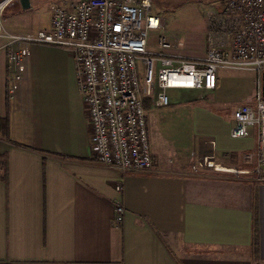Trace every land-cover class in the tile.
Here are the masks:
<instances>
[{
	"label": "crops",
	"instance_id": "obj_1",
	"mask_svg": "<svg viewBox=\"0 0 264 264\" xmlns=\"http://www.w3.org/2000/svg\"><path fill=\"white\" fill-rule=\"evenodd\" d=\"M49 25L50 17L43 30ZM6 44L0 39V117L5 115ZM51 55L73 66L64 50L31 47L24 106L9 103L8 140L0 138V153L7 155L0 180V264H264V186L249 175L196 170L195 144L210 139L196 133L190 143L180 142L181 117L189 105L215 93L217 78L208 92L171 91L165 108L145 98L152 165L143 172L121 171L92 159L76 85L62 117L65 134L58 130L61 124L53 129L39 112L36 59L50 65ZM232 112L221 135L210 141L220 167L245 171L252 164L246 154L256 146V129L245 138L230 139ZM171 113L176 118L169 119ZM164 151L171 157L164 158ZM117 185L120 192L114 190ZM116 206L122 208L119 220L114 219Z\"/></svg>",
	"mask_w": 264,
	"mask_h": 264
},
{
	"label": "built area",
	"instance_id": "obj_2",
	"mask_svg": "<svg viewBox=\"0 0 264 264\" xmlns=\"http://www.w3.org/2000/svg\"><path fill=\"white\" fill-rule=\"evenodd\" d=\"M8 1L0 2V15ZM204 17V54L189 57L179 53L183 45L177 39L161 33L149 40L150 33L162 31L164 24L150 13L148 0L62 1L51 8L47 30L12 36L0 27V39L6 40L8 47L6 98L24 106L31 47L66 51L73 59L92 159L101 166L143 172L152 165L143 98H151L156 108H165L171 91L213 90L218 70L254 73L257 81L252 103L234 109L229 130L230 139H242L249 129H256V146L246 154L251 167L245 171L220 167L212 141L201 139L195 144V169L249 175L264 186V98L260 93L264 0H225L207 9ZM114 190L120 192V187ZM113 212L119 220L122 208L116 206Z\"/></svg>",
	"mask_w": 264,
	"mask_h": 264
},
{
	"label": "rangeland",
	"instance_id": "obj_3",
	"mask_svg": "<svg viewBox=\"0 0 264 264\" xmlns=\"http://www.w3.org/2000/svg\"><path fill=\"white\" fill-rule=\"evenodd\" d=\"M3 0H0V2ZM29 8L20 10L17 0H9L4 6L0 16V24L7 33L21 36L30 35L44 28L46 21L51 15V8L62 1L77 0H29ZM225 0H148L150 13L158 16L163 21L164 27L160 32L150 33L149 40L155 35L163 34L168 39H177L182 42L183 48L179 53L189 57H201L204 54V27L205 12L218 6ZM49 57V56H48ZM50 65H46L41 57L36 59L34 70V89L37 108L42 112L44 118L52 128L62 125L60 133H66L65 120L68 104L72 103L75 93L76 76L74 66L66 62L61 56L51 55ZM141 63H137V71L141 75ZM217 89L213 95L200 99L197 106H188L187 115L181 117L180 142L190 143L192 135L198 134L203 138L213 140L222 133L224 123L232 110L240 105H251L255 92L257 76L247 71L218 70L216 73ZM74 80V81H73ZM140 88L142 84L140 81ZM74 102V101H73ZM191 111H190V110ZM176 110V108H175ZM64 113V115H63ZM170 113V112H169ZM147 109H144V117L148 116ZM203 116L200 118V115ZM148 118V117H147ZM176 118V114L169 115V119ZM66 123V124H65ZM66 127V128H65ZM65 128V129H64ZM254 129H249L252 133ZM197 131V132H196ZM11 138H16L15 132L10 133ZM168 142L173 140V133H166ZM177 133H175V138ZM162 145L160 138L157 141ZM164 146V145H163ZM164 158L171 157L168 152H163Z\"/></svg>",
	"mask_w": 264,
	"mask_h": 264
},
{
	"label": "trees",
	"instance_id": "obj_4",
	"mask_svg": "<svg viewBox=\"0 0 264 264\" xmlns=\"http://www.w3.org/2000/svg\"><path fill=\"white\" fill-rule=\"evenodd\" d=\"M2 14V13H1ZM148 103V100L143 98L142 99V105L145 109L146 104ZM9 109L10 104L7 98H5V115L3 117H0V138H3L5 140H8L7 137V130H8V115H9ZM14 144V143H12ZM6 167H7V155L6 153H0V180H3L6 175ZM255 223L252 224V237H251V244H252V250L253 253H255Z\"/></svg>",
	"mask_w": 264,
	"mask_h": 264
},
{
	"label": "water",
	"instance_id": "obj_5",
	"mask_svg": "<svg viewBox=\"0 0 264 264\" xmlns=\"http://www.w3.org/2000/svg\"><path fill=\"white\" fill-rule=\"evenodd\" d=\"M21 10L29 8V0H17ZM260 93L262 98H264V69L260 73Z\"/></svg>",
	"mask_w": 264,
	"mask_h": 264
}]
</instances>
